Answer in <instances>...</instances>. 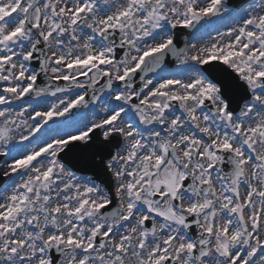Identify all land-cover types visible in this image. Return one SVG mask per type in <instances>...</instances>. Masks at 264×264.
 Instances as JSON below:
<instances>
[{"label":"snow or ice","instance_id":"snow-or-ice-1","mask_svg":"<svg viewBox=\"0 0 264 264\" xmlns=\"http://www.w3.org/2000/svg\"><path fill=\"white\" fill-rule=\"evenodd\" d=\"M0 264H264V0H0Z\"/></svg>","mask_w":264,"mask_h":264}]
</instances>
